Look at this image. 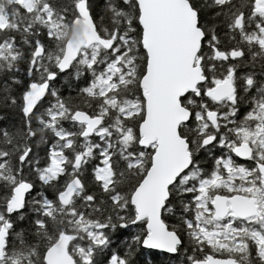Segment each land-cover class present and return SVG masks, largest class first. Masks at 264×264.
<instances>
[{
	"label": "snow or ice",
	"instance_id": "6c2138e0",
	"mask_svg": "<svg viewBox=\"0 0 264 264\" xmlns=\"http://www.w3.org/2000/svg\"><path fill=\"white\" fill-rule=\"evenodd\" d=\"M0 264H264V0H0Z\"/></svg>",
	"mask_w": 264,
	"mask_h": 264
}]
</instances>
